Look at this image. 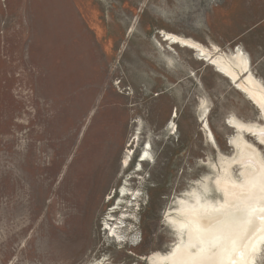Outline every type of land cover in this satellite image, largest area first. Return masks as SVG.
I'll return each mask as SVG.
<instances>
[{"label": "rangeland", "instance_id": "1", "mask_svg": "<svg viewBox=\"0 0 264 264\" xmlns=\"http://www.w3.org/2000/svg\"><path fill=\"white\" fill-rule=\"evenodd\" d=\"M164 33L227 55L240 47L264 84V0H0V264H147L175 243L177 199L214 177L219 151L235 156L229 118L264 123L235 83ZM150 138L156 162L133 175ZM96 140L111 156L99 189H68ZM125 183L133 197L117 206ZM118 207L115 220L130 214L119 239L106 225Z\"/></svg>", "mask_w": 264, "mask_h": 264}, {"label": "bare ground", "instance_id": "2", "mask_svg": "<svg viewBox=\"0 0 264 264\" xmlns=\"http://www.w3.org/2000/svg\"><path fill=\"white\" fill-rule=\"evenodd\" d=\"M163 38L171 46L202 54V61L208 62L216 73L235 83L238 90L258 108L264 122V84L255 76L251 58L243 49L238 47L237 51L227 55L216 47L213 52L202 47L203 45L186 40L187 38L166 33ZM204 115H207V111ZM174 120L167 127L171 136L178 132ZM228 122L229 128L236 131L229 143L235 150V156L228 158L219 151V167L210 163L215 171L214 177L206 175L190 191L177 199L176 207L171 209L167 216L175 243L166 253L157 252L143 258L142 261L145 260L147 264H264V123H244L235 116L229 118ZM207 128L209 140L217 148L208 125ZM141 135L142 128L139 126L129 142L131 146L121 160L120 174H116L112 180L114 186L120 184L132 165L139 143L141 144ZM152 143L153 139L150 138L142 147L133 175L138 173L136 168H141L143 172L145 165L155 164ZM100 146V140L99 143L96 140L87 146L88 150H85L84 158L75 170L77 177H71L67 182L68 189L77 184L85 195L90 194L89 189L95 180L96 190L99 189L102 167L104 168L111 158L106 156L110 146ZM94 150L97 156L91 157ZM106 178L107 176L104 177ZM131 185L125 183L119 193L132 191ZM213 186L217 194L212 190ZM118 200L119 204L128 203L127 197L118 196ZM118 209L119 207L114 208L110 213V220H106L110 232L117 237L122 236L124 230L119 224L125 225L124 219L129 214L125 211L123 217L115 220ZM51 244L55 251L59 252L57 236H53ZM92 264L106 263L102 261Z\"/></svg>", "mask_w": 264, "mask_h": 264}]
</instances>
